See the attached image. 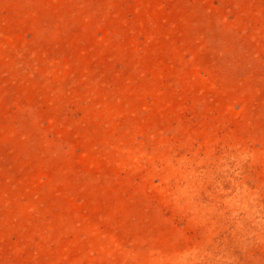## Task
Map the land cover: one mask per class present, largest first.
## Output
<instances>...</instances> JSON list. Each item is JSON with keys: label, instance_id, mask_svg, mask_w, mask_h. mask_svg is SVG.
<instances>
[{"label": "rangeland", "instance_id": "374dc122", "mask_svg": "<svg viewBox=\"0 0 264 264\" xmlns=\"http://www.w3.org/2000/svg\"><path fill=\"white\" fill-rule=\"evenodd\" d=\"M0 264H264V0H0Z\"/></svg>", "mask_w": 264, "mask_h": 264}]
</instances>
